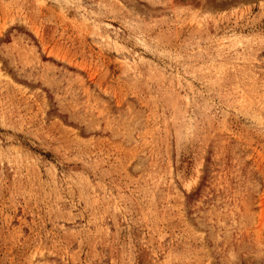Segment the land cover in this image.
<instances>
[{
  "label": "rangeland",
  "instance_id": "1",
  "mask_svg": "<svg viewBox=\"0 0 264 264\" xmlns=\"http://www.w3.org/2000/svg\"><path fill=\"white\" fill-rule=\"evenodd\" d=\"M0 264H264V0H0Z\"/></svg>",
  "mask_w": 264,
  "mask_h": 264
}]
</instances>
